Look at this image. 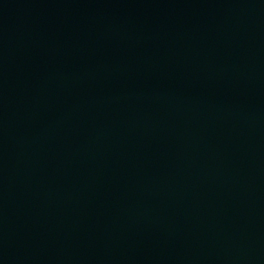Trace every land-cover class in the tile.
Masks as SVG:
<instances>
[{
    "label": "water",
    "instance_id": "water-1",
    "mask_svg": "<svg viewBox=\"0 0 264 264\" xmlns=\"http://www.w3.org/2000/svg\"><path fill=\"white\" fill-rule=\"evenodd\" d=\"M0 264H264V0H0Z\"/></svg>",
    "mask_w": 264,
    "mask_h": 264
}]
</instances>
